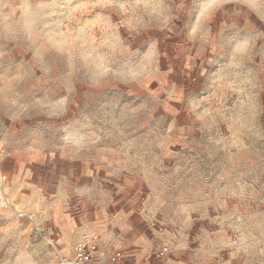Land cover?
Listing matches in <instances>:
<instances>
[{
	"label": "rangeland",
	"instance_id": "1",
	"mask_svg": "<svg viewBox=\"0 0 264 264\" xmlns=\"http://www.w3.org/2000/svg\"><path fill=\"white\" fill-rule=\"evenodd\" d=\"M230 2L232 10H224L217 23L221 6L200 0L193 27L199 31L203 23L209 51L203 43L191 47L181 40L182 9L135 0V11L151 19L166 44L186 50L194 68L212 73L197 89V103L213 106L195 123L210 122L185 129L176 119L166 126L162 116L142 119L141 89L106 55L127 39L129 22L118 25L102 6L93 15L87 3L77 6L78 13L76 8L61 11L48 0L35 5L0 0V75L14 72L9 93L0 92L5 136L0 140V220L10 221L0 227V246L6 239L25 243L15 261L4 258L0 264H58L64 257L57 242L64 222L76 233L91 221L104 223L114 208L128 206L129 188L134 199L143 200L141 232L150 229L154 236L153 264H235L234 257L241 264H264V54L253 55L264 34V0ZM205 7L209 10L201 16ZM123 12L134 19L128 5ZM78 14L91 18L73 26ZM217 27L220 36L247 51L233 53L232 78L214 86L212 80L225 67V56L214 46ZM50 46L67 57L63 86L47 66L44 52ZM33 61L40 71L33 69L29 88L13 95ZM26 94L33 99L25 102ZM12 140L13 150L6 151ZM49 144L55 145L50 154ZM84 170L97 179L89 184ZM73 177L75 195L69 188ZM10 255L11 249L5 257Z\"/></svg>",
	"mask_w": 264,
	"mask_h": 264
},
{
	"label": "snow or ice",
	"instance_id": "2",
	"mask_svg": "<svg viewBox=\"0 0 264 264\" xmlns=\"http://www.w3.org/2000/svg\"><path fill=\"white\" fill-rule=\"evenodd\" d=\"M49 3H53L61 11L68 8H76L79 13L80 8L84 4H91L93 11L92 14L95 15V8L103 7L107 10V14L112 17L117 24L125 23L126 21L132 26L131 32L127 27L124 28V34L127 37L125 41L118 42V51L106 53V55L112 57L113 66L117 69H122L127 77L134 83V86H138L141 89V95L144 101V107L141 111V118L148 117L154 114L156 117H163L165 126L167 122L176 119L179 124H183L185 129L189 125L196 127H205L210 122V119H206L203 124H196V121L202 119L200 113L205 112L207 107L213 106L205 104L201 106L197 103V89H199L203 84L207 83L211 77L212 73H205L204 68H199L191 65V61L188 60V55L186 50L176 47L174 45L170 46L166 44L163 40L164 33L156 31V25L152 24L150 18H144L142 14L135 11L134 4L135 0H48ZM144 0H140L143 3ZM149 2L154 3H166L171 5L173 9L181 10L179 13V19L177 23L181 24V28L177 29L181 33V40L185 43H190L191 47H196L198 43H203L206 50H211V45L205 40V29L202 23L201 30H197L193 25L196 21V14L198 10V5L200 0H149ZM240 3H247L248 0H239ZM40 0H33V4H39ZM213 4L220 5L221 10L216 14L217 23L219 22L223 11H231L233 4L230 0H212ZM128 5L129 10L132 12L134 19L129 21V18L124 15V6ZM227 5L225 9L223 6ZM208 7H205L203 11L200 12L201 16L208 11ZM245 11V8H241ZM91 17L86 15H75L71 19L73 26H79L85 24L87 20ZM243 23L244 18L240 17ZM187 25L185 28L184 25ZM264 27V25H262ZM218 39L214 42V46L218 49V54L223 53L225 60L223 61L225 67L220 69L216 74L215 79L212 80L214 86H216L217 81L231 79V73L233 71L230 63V57L235 53L236 55L243 56L247 48L245 45H240L233 41H228L225 36H220V30L217 27ZM194 34V35H193ZM260 38V48L253 55H257L259 58L260 54H264V34H259ZM127 45V47H126ZM44 55L46 57L47 66H49L53 75L57 80L61 82L63 86L64 78L68 75L67 71V57L59 54L54 46L47 47ZM207 66V57H205V67ZM40 71L37 63L32 62L31 68L26 69L24 72L27 78L23 83L18 85V92L12 93L17 95L18 93H23L26 88H29V82L34 81L35 71ZM14 72H8L4 75H0V92L8 94L9 90L13 87L9 83L8 78L13 76ZM41 75L43 72L41 71ZM151 81V87H148V82ZM56 97H53L55 99ZM33 99L31 95H25L24 101L28 102ZM179 111H176V110ZM210 117L211 114H208ZM49 123H52L49 121ZM153 126L156 125V120H152ZM16 127H22V125H17ZM40 131H45L43 129L38 130L36 139L39 136ZM53 133L47 132V140H51ZM5 136L0 133V140H4ZM15 146V141L12 140L6 151L11 152ZM55 150V145L49 144L46 149V153L50 154ZM57 155L59 153L57 152ZM82 164V162H81ZM78 165H74L76 167ZM84 175L88 176V183H93L97 178L87 173L84 170ZM45 181L40 182V187L45 186ZM76 178H72V183L69 188L73 191L75 195V188L77 187ZM99 187V186H98ZM127 187V186H126ZM134 189L129 188V195L125 197L128 207L125 209V214L121 216L118 221V226L123 225V230H121V235H127L131 243L128 245L129 252L132 254L131 264H136L135 253L140 250L139 246L134 247L133 245H139L140 241L137 237L141 233L140 219H142V208L143 200L133 198ZM243 206V205H241ZM26 219L25 224L28 222L27 213H22ZM8 220H0V227L9 224ZM264 235V234H262ZM30 237H27L28 239ZM11 239V238H9ZM148 243V242H145ZM11 249L12 255L6 256L5 254ZM25 249L24 241H17L11 239L9 243L6 239L2 246H0V259L7 258L11 261H15L16 256L21 250ZM227 256L228 253H225ZM235 264H241V260L233 258ZM98 264V262H94ZM221 264L223 262L221 261Z\"/></svg>",
	"mask_w": 264,
	"mask_h": 264
},
{
	"label": "crops",
	"instance_id": "3",
	"mask_svg": "<svg viewBox=\"0 0 264 264\" xmlns=\"http://www.w3.org/2000/svg\"><path fill=\"white\" fill-rule=\"evenodd\" d=\"M128 206L122 208L113 209V213L106 217L103 222L91 221L84 230L76 233L74 227L69 222H64L63 227L60 229V236L58 239V250L64 257H73L75 255L76 245L84 238H89L95 234H100L101 238L98 240V264H131L132 254L129 252L128 245L131 243L127 235H121L123 225L118 226V221L121 216L125 214V209ZM83 236V237H82ZM152 231L146 230L141 232L137 240L140 241V250L135 253L136 264H153L152 258L149 257L151 243L153 240ZM148 242V243H145ZM121 252L123 257L119 260L113 261L111 256L115 253ZM157 264H161L160 261H156Z\"/></svg>",
	"mask_w": 264,
	"mask_h": 264
},
{
	"label": "built area",
	"instance_id": "4",
	"mask_svg": "<svg viewBox=\"0 0 264 264\" xmlns=\"http://www.w3.org/2000/svg\"><path fill=\"white\" fill-rule=\"evenodd\" d=\"M98 240V238H84L76 245L75 255L60 258L58 264H94L97 261ZM122 257L123 254L118 252L112 255L111 259L116 261Z\"/></svg>",
	"mask_w": 264,
	"mask_h": 264
}]
</instances>
